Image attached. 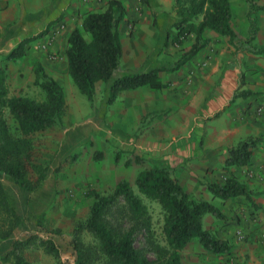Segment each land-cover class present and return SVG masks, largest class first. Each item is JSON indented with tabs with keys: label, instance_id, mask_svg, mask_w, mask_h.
Listing matches in <instances>:
<instances>
[{
	"label": "trees",
	"instance_id": "obj_1",
	"mask_svg": "<svg viewBox=\"0 0 264 264\" xmlns=\"http://www.w3.org/2000/svg\"><path fill=\"white\" fill-rule=\"evenodd\" d=\"M258 0H249L251 33L249 41L255 37L257 27L252 14L264 5ZM172 26L177 30L171 44L182 45L192 34L195 42L181 58L175 62H164L160 67L137 71L115 78L124 55L121 40V24L125 20L126 7L121 0H109L105 8L88 12L81 26L75 27L67 37L65 56L69 74L81 93L85 94L93 107L97 105V85L109 82L108 103H114L120 93L126 90L148 86L152 89L168 88L170 83L163 80V71L178 70L190 58L204 48L209 39L204 36L206 29L228 36L232 42L237 34L232 26L230 0H175ZM50 28V27H49ZM22 39L5 56L15 61L27 55L31 44L42 37L47 30ZM89 35V38L85 36ZM168 42V41H167ZM264 51V47L259 48ZM7 67L0 63V173L10 179L22 192L34 193L50 175V165L44 163L38 154L36 136L54 127L64 126L68 99L64 86L53 78L38 63L35 68V85L45 93L43 100L29 96H10ZM7 111L15 122V131L7 118ZM160 112L148 113L141 122L147 125ZM262 138H247L229 147V156L224 169L231 171L234 166L247 165ZM94 157H103L95 151ZM120 160L116 156V161ZM137 162L141 159L136 158ZM128 160L126 165L129 166ZM141 194L159 202L164 213L162 225L163 239H158L153 216L143 197L137 193L128 180H120L112 193L94 192L96 200L90 207L87 219L79 221L71 236L70 243L75 250L74 264H182V250L193 240H198L205 249L214 254H230L232 246L228 240L219 238L204 227L206 214L226 219L221 209L209 200L200 199L187 191L179 178L169 167L155 164L141 170L136 178ZM214 197L223 200L245 196L251 198L253 192L233 174L224 182L205 183ZM114 208H122L128 225L110 218ZM26 221L17 204L0 179V244L9 242L7 250L0 255L3 262L12 264H33L22 251L36 242L38 234L25 228ZM41 229L47 230L42 222ZM88 230L97 240L87 244L83 231ZM57 235L60 230L50 231ZM142 234L153 253L149 257L135 244L136 236ZM46 250L66 264L60 247L54 237L42 238Z\"/></svg>",
	"mask_w": 264,
	"mask_h": 264
},
{
	"label": "rangeland",
	"instance_id": "obj_2",
	"mask_svg": "<svg viewBox=\"0 0 264 264\" xmlns=\"http://www.w3.org/2000/svg\"><path fill=\"white\" fill-rule=\"evenodd\" d=\"M134 8L137 12L141 9L139 5ZM138 22L139 19L135 16L122 25L126 48L124 62L127 65L136 61L132 39ZM151 25L157 26L154 23ZM50 28L31 44L29 52L32 50L33 54L29 55L27 52L25 57L15 61L0 57V63L7 67L10 96H29L38 100L45 98V93L34 83L35 68L41 63L46 71L64 86L68 99L64 126H54L36 136L39 157L49 164L51 169L42 186L34 193H24L0 173L1 181L25 218V228L38 234L36 242L22 251L23 256L33 264H65L50 254L41 243L42 238L54 237L63 260L66 264H74L76 256L70 236L76 224L89 216L90 207L96 200L94 192L110 194L123 179L130 181L135 191L143 197L153 216L156 235L162 240L164 213L161 205L141 194L135 181L141 170L160 164L169 167L187 191L193 193L203 186L202 173H199L201 161L189 156L193 155L194 142L185 139L186 135L182 136L181 132L172 133L170 129L175 124H184V121L186 123L181 112L189 105V101L185 100L187 92L184 91L183 97L179 87L180 81L177 82L178 86H173L176 81L173 82L170 78L172 74H169L164 75L170 83L166 91L156 92L146 86L136 91L121 93L117 100L110 104L109 82H99L98 102L93 107L89 98L81 93L73 82L68 71L66 48L63 50V44H59L55 30L51 31ZM85 36L89 38L88 34ZM157 50L160 49L156 45L148 50L146 63L150 62L152 54ZM180 51L177 47H165L160 50L161 58L158 60L170 57L175 60L181 57ZM188 74L193 75V69H189ZM186 85L190 83L187 81ZM165 108L169 109L166 115L157 117L150 124L140 125L141 120L152 109ZM6 116L15 131V122L9 111ZM95 151H101L103 157L96 159ZM117 155L120 158L118 162ZM137 157L141 159L140 163L137 162ZM128 160L131 161L129 166L126 165ZM189 169L194 178L191 183V172H187ZM110 218L128 225L122 208H114ZM204 218V227L218 237L228 239L229 242L232 240L231 236L239 243L247 241V234L242 229H237L234 234L226 232L225 229L229 225L227 220L213 214H207ZM39 221L47 230L39 228ZM57 229L60 234L50 232ZM82 238L87 244L97 243L88 230L83 231ZM135 244L149 257H153L142 234L136 236ZM8 246L7 241L0 244V255ZM232 246L230 254H214L205 249L198 240H193L182 250V264H245L246 259L239 256L236 244L232 243ZM0 264L12 263L3 262L0 258ZM95 264L102 263L98 261Z\"/></svg>",
	"mask_w": 264,
	"mask_h": 264
},
{
	"label": "crops",
	"instance_id": "obj_3",
	"mask_svg": "<svg viewBox=\"0 0 264 264\" xmlns=\"http://www.w3.org/2000/svg\"><path fill=\"white\" fill-rule=\"evenodd\" d=\"M108 1L0 0V57L5 58L22 39L40 34L48 26L51 27V31L55 30L60 40L59 44H63L64 50L68 35L75 27L81 26L84 16L90 11L105 8ZM121 1L127 11L121 29L129 18L136 16L139 19L132 39L136 61L131 65L125 64L126 48L121 31L124 55L119 69L114 74L115 78L158 68L164 62H175L195 42L196 36L192 34L182 45L171 44L177 33L171 22L175 0ZM257 3L264 5V0H258ZM135 5L141 7L139 12L135 11ZM230 6L231 23L237 40L232 42L228 36L206 29L204 36L209 39L208 44L178 70L163 71L160 76L167 81L164 75L172 74L170 78L176 82L175 85L171 84L178 86L177 82L180 81L179 87L183 97L184 91L187 92L185 100L189 101V105L181 112L186 123L184 121V124H175L170 129L172 133L181 132L182 136L186 135L185 139L194 142L193 155L189 156L201 161L198 172L202 173L203 186L196 189L193 194L200 199L211 201L221 209L229 224L225 229L227 233L234 234L237 229L246 232V242L239 243L234 236H231L230 241L231 246L232 243L236 244L239 256L246 259L245 264H264V51L259 50L264 47V10L260 9L252 14L257 31L255 37L249 41L251 33L249 0H230ZM155 45L160 50L165 47L166 49L177 47L181 49V57L175 60L171 57L158 60L161 57L160 50H157L152 54L150 62L146 63L145 56ZM28 54H33V51ZM187 69H193L194 74H188ZM187 81L190 85H186ZM150 89L160 92L168 88ZM168 110L152 109L150 112H160L161 114L157 116L159 117L166 115ZM247 138H262L251 162L247 165L234 166L230 172L224 169L229 147ZM188 171L191 172L189 182H194L192 171L190 169ZM229 174L235 175L253 192L251 198L240 196L223 200L213 196L205 183L224 182Z\"/></svg>",
	"mask_w": 264,
	"mask_h": 264
}]
</instances>
